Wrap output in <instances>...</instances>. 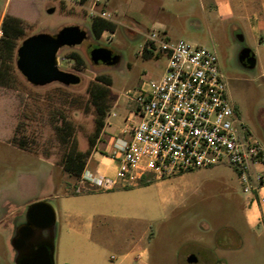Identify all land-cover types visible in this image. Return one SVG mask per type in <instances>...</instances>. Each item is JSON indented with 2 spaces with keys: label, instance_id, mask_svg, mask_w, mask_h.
<instances>
[{
  "label": "rangeland",
  "instance_id": "rangeland-1",
  "mask_svg": "<svg viewBox=\"0 0 264 264\" xmlns=\"http://www.w3.org/2000/svg\"><path fill=\"white\" fill-rule=\"evenodd\" d=\"M93 1L0 0V39L8 15L22 18L25 30L12 54L0 47V264H15L20 252L12 243L17 217L23 218L28 206L42 198H48L61 214L68 206L62 198L65 188L73 184L76 189L80 184V178L64 169L62 158L74 144L81 150L89 147L96 117L89 85L99 75L111 76L108 113L113 109L127 115L132 109L127 91L163 74L167 55L143 54L151 29L165 30L170 39L216 49L230 99L264 144V47L243 22L237 23L240 28L217 25L206 0H99L97 9L112 13L116 29L97 39L91 28L94 16L89 13ZM52 7L55 10L49 12ZM73 24L85 29L88 37L80 45L59 49V67L78 74L81 81L71 85L28 82L17 66L22 41L32 34H55ZM99 46L113 48L120 61L94 63L91 51ZM245 47L259 59L255 67L240 61ZM73 51L83 63L70 57ZM104 140H97L92 153L105 149ZM86 207L92 213L87 220L94 225V238L87 241H96L100 232L113 242L107 243L101 264H141L132 261L131 250L124 257L128 251L124 247L132 241L148 249L147 264H264V222L249 223L245 194L230 165L194 169L148 185L116 187L93 197ZM51 230L57 233L55 264H65L68 251L62 215ZM191 254L197 262L187 261Z\"/></svg>",
  "mask_w": 264,
  "mask_h": 264
},
{
  "label": "built area",
  "instance_id": "built-area-1",
  "mask_svg": "<svg viewBox=\"0 0 264 264\" xmlns=\"http://www.w3.org/2000/svg\"><path fill=\"white\" fill-rule=\"evenodd\" d=\"M98 2H92L90 15L112 21L110 11L97 9ZM145 48L165 53L168 61L159 78L126 93L132 109L122 128L127 137L116 140L110 155L117 161L115 175L85 168L76 192L134 186L145 178L162 180L224 164L236 171L246 207L259 208L255 225L264 222V144L230 99L216 49L170 39L156 29L146 33ZM115 114L111 110L105 124Z\"/></svg>",
  "mask_w": 264,
  "mask_h": 264
},
{
  "label": "crops",
  "instance_id": "crops-1",
  "mask_svg": "<svg viewBox=\"0 0 264 264\" xmlns=\"http://www.w3.org/2000/svg\"><path fill=\"white\" fill-rule=\"evenodd\" d=\"M206 1L210 8L209 13L213 17V20L218 23L217 25L233 24L235 27L240 28L239 26H237V23L239 24L243 22L245 27L249 30L250 34L253 37L258 38L257 44L260 45L259 40H261V44L264 47V0H206ZM255 57H256V65H257L259 59L257 58L256 54ZM261 57L262 60L264 61V51ZM262 65L263 68L261 74L264 76V63ZM112 111L115 110L112 109ZM128 114L123 115V114H118L116 112L115 115H111L108 117L110 124H105V127L99 137V139L103 137V139L107 140L105 145L106 147L103 150L104 152L97 150L94 153H92L86 165V168L89 169L91 172L99 171L104 174L115 175L117 169V161L113 159L110 155L113 151L114 143L116 142V140L127 137L125 134L122 133V128L126 124V117L128 116ZM182 174H179L177 176H180ZM177 176L171 178H175ZM171 178H167V179H171ZM117 187L125 188L122 185H119ZM115 188L103 189L96 186L93 189L79 193L76 192V189H74L73 184L69 188H65L62 198L65 201L64 203L67 204L68 206L63 208V212L61 214L60 212L57 213L56 211L57 219L54 225V226L57 225V222L58 220H60V216L62 215L65 226V230L62 233V237L64 240V247L68 251L67 258L64 259L65 264H101L100 260L102 261L101 257L105 247L108 246L107 243L111 244L113 242L112 240L110 242L109 241L110 239H108L104 233H100V232L97 233V236L95 238L96 241H93V243L87 241L90 238H94V235H92L94 232V225L87 220L90 219L92 213L87 211L86 205L88 201L93 199V197L97 195H101L108 191H112ZM42 199L48 200V198H42ZM105 210L106 209H101L100 211H105ZM246 211L249 218L248 219L249 223L255 225L256 222L255 215L256 212L259 211V208L256 209L255 207H253L251 209H248L246 207ZM22 216L23 218L21 216H18L16 219V226L12 237V243H13V238L17 234V230L19 226L26 222V216L23 213ZM40 232H41L40 236L42 239H46V240L54 239L55 251H56V237H57L56 231L51 230L50 227ZM144 236L145 235H142L141 238H144ZM83 239L86 240L85 243L82 242ZM124 249L128 250L124 254L125 258L128 256V254L130 253L129 251L131 250V252L134 254L132 261H137L141 264H147V261L149 259V252L145 246L142 247L138 245L137 242L132 241L130 244H126ZM19 253H16L15 255L14 258L15 264H16V258Z\"/></svg>",
  "mask_w": 264,
  "mask_h": 264
},
{
  "label": "water",
  "instance_id": "water-1",
  "mask_svg": "<svg viewBox=\"0 0 264 264\" xmlns=\"http://www.w3.org/2000/svg\"><path fill=\"white\" fill-rule=\"evenodd\" d=\"M54 7L49 8L53 12ZM88 37V32L78 24L66 25L57 33H37L26 37L17 49V66L27 81L34 85H46L58 81L66 85L78 84L81 77L59 67L58 51L63 46L80 45ZM240 61L250 67L256 66V57L249 47L242 50ZM94 63L114 65L120 61V55L111 47L99 46L91 51ZM26 222L19 226L13 238L16 249H24L37 233L55 225L57 213L47 199L32 202L26 210ZM188 262H197L195 254L187 258ZM16 264H55L54 239H40L30 252L19 253Z\"/></svg>",
  "mask_w": 264,
  "mask_h": 264
},
{
  "label": "trees",
  "instance_id": "trees-1",
  "mask_svg": "<svg viewBox=\"0 0 264 264\" xmlns=\"http://www.w3.org/2000/svg\"><path fill=\"white\" fill-rule=\"evenodd\" d=\"M91 28L95 38L99 39L105 30L115 31L116 24L108 19L101 17H94L91 23ZM3 33L4 35L0 39V47L7 48L9 53L12 54L18 45V39L25 34L23 19L15 16L8 15L3 20ZM152 51L145 48L143 54H150ZM70 57L76 60L77 63H83L84 59L78 52H71ZM97 81L92 82L89 87L90 99L95 106V129L89 136V147L86 150H81L74 144L65 152L62 161L65 170L78 178L83 174L88 159L95 147L97 140L99 139L106 123L107 113L111 108L110 100V86L113 83L111 76L102 74L97 77ZM150 180L143 179L139 185H148ZM131 186H127L128 188ZM91 187L90 189H93ZM89 189V190H90Z\"/></svg>",
  "mask_w": 264,
  "mask_h": 264
},
{
  "label": "flooded vegetation",
  "instance_id": "flooded-vegetation-1",
  "mask_svg": "<svg viewBox=\"0 0 264 264\" xmlns=\"http://www.w3.org/2000/svg\"><path fill=\"white\" fill-rule=\"evenodd\" d=\"M40 234H41V232H38L37 235H36V237H35L33 240H31V241L28 243V245H27L24 249H22V250L20 251V253H27V252H30V250H31V248L34 246L35 242L38 241V240H40V239H42L41 236H40Z\"/></svg>",
  "mask_w": 264,
  "mask_h": 264
}]
</instances>
